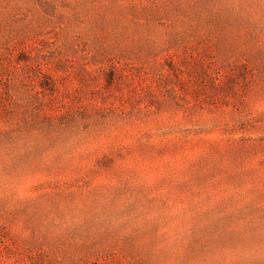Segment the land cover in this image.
I'll list each match as a JSON object with an SVG mask.
<instances>
[{"label":"rangeland","instance_id":"1","mask_svg":"<svg viewBox=\"0 0 264 264\" xmlns=\"http://www.w3.org/2000/svg\"><path fill=\"white\" fill-rule=\"evenodd\" d=\"M0 264H264V0H0Z\"/></svg>","mask_w":264,"mask_h":264}]
</instances>
